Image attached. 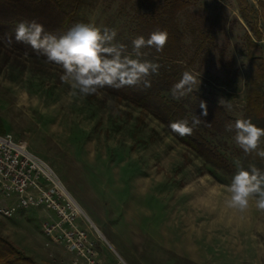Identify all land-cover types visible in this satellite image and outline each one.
I'll return each instance as SVG.
<instances>
[{"label": "rangeland", "instance_id": "obj_1", "mask_svg": "<svg viewBox=\"0 0 264 264\" xmlns=\"http://www.w3.org/2000/svg\"><path fill=\"white\" fill-rule=\"evenodd\" d=\"M185 1L174 17L182 39L173 58L154 48L141 49L140 57L132 52V39L141 36L139 17H165V0H81L75 24L114 29L113 43L125 46L124 55L158 63L152 85L182 104L191 121L193 105L206 97L223 108L229 123L248 119L264 128V109L258 117L245 111L250 58L264 67V0H248L260 40L235 0ZM179 70L190 72L197 84L177 100L165 76ZM62 75L59 65L0 38V133L26 142L58 174L100 233L95 235L104 264H264V210L256 198L244 210L226 203L238 170L264 171V164L245 160L234 129L213 132L196 125L235 166L228 172L177 141L149 110L103 88L73 96ZM259 87L264 108V78ZM32 212L0 222L1 235L11 236L26 254L39 239L43 245L41 216ZM47 250L52 260L42 264H70L61 248Z\"/></svg>", "mask_w": 264, "mask_h": 264}, {"label": "clouds", "instance_id": "obj_2", "mask_svg": "<svg viewBox=\"0 0 264 264\" xmlns=\"http://www.w3.org/2000/svg\"><path fill=\"white\" fill-rule=\"evenodd\" d=\"M114 29L105 28L103 32L87 24H75L64 34L57 36L46 32L36 20L19 21L14 28V39L29 45L35 52L42 54L49 62L59 65L63 70L61 80L69 83L73 96L87 97L104 87L120 89L124 86L143 85L151 87L147 79L158 75V63L132 58L124 55L125 46L113 43L116 37ZM168 34L164 30H155L147 38L137 36L132 39V52L135 57L144 55L141 49L154 48L161 52L167 43ZM196 78L188 71L170 89L173 99H181L193 91ZM198 86V85H197ZM201 114L194 116L192 126L187 119L171 124L172 131L181 136L191 135L193 128L200 123V117L207 116V108L200 103ZM227 131L235 130V143L245 155L255 153L264 159V148L260 147L264 137V128L257 127L248 119H237L234 124H226ZM229 207L247 209L250 199L256 198V206L264 210V171L256 167L250 170L240 169L231 178L227 186Z\"/></svg>", "mask_w": 264, "mask_h": 264}, {"label": "trees", "instance_id": "obj_3", "mask_svg": "<svg viewBox=\"0 0 264 264\" xmlns=\"http://www.w3.org/2000/svg\"><path fill=\"white\" fill-rule=\"evenodd\" d=\"M241 18L254 32L257 40L261 34L253 24L251 9L248 0H235ZM81 0H0V38L8 45L28 54L38 55L47 60L42 54L35 52L29 45L17 42L14 39V28L19 21L36 20L42 24L46 32L57 36L64 34L69 28L75 25V15ZM188 2L185 0H165L163 12L167 14H157L147 18L140 16L136 24V33L145 38L155 30H164L168 34V40L161 52H155L168 58L175 57L181 50L182 32L174 22L177 12L182 10ZM248 43L257 46L248 36ZM48 61V60H47ZM250 88L246 95L245 111L254 117H258L263 112V93L260 89V81L264 78L263 64H258L255 58H250ZM182 70L167 74L166 83L174 85L181 78ZM147 79L151 82V87L142 91L143 85L124 86L120 89L104 87L103 89L116 94L120 98H126L137 106L149 110L152 115L160 121L168 132L181 144L191 149L206 162L221 168L225 171H234L235 166L222 154H220L210 142H208L198 128L195 126L191 135L181 136L172 131L171 124L187 119L189 126H192L186 108L174 101L164 98L153 84V76ZM203 101L207 108V116L200 117V125L213 132H222L225 125L229 124V119L224 116L223 108L211 99L198 97L193 105V116H200V103ZM232 124V123H231ZM255 125V124H254ZM257 127L262 128L259 125ZM260 147L264 148V137L261 138ZM245 160L257 164H264V159L256 156L255 153L245 155L241 149ZM0 264H42L32 256L22 252L9 239L0 234Z\"/></svg>", "mask_w": 264, "mask_h": 264}, {"label": "built area", "instance_id": "obj_4", "mask_svg": "<svg viewBox=\"0 0 264 264\" xmlns=\"http://www.w3.org/2000/svg\"><path fill=\"white\" fill-rule=\"evenodd\" d=\"M20 210L41 214L43 246L59 247L70 264H103L100 235L53 168L26 142L0 133V217Z\"/></svg>", "mask_w": 264, "mask_h": 264}, {"label": "crops", "instance_id": "obj_5", "mask_svg": "<svg viewBox=\"0 0 264 264\" xmlns=\"http://www.w3.org/2000/svg\"><path fill=\"white\" fill-rule=\"evenodd\" d=\"M34 210H20L18 213H16L12 218H1L0 217V222L2 221H8L10 222V220H18L20 219L21 217H30L33 214ZM39 213V212H38ZM37 213V214H38ZM40 214V213H39ZM41 216V214H40ZM39 231H40V226H39ZM41 233V232H40ZM1 234V233H0ZM3 235V234H2ZM42 235V234H41ZM41 235L38 236V238H41ZM7 239H9L12 243L15 244V240L11 237V236H8L6 237ZM43 240V238H42ZM27 241V240H26ZM38 244L36 245H33L32 244L30 245V249L32 250V252H29L28 255L32 256L35 260H37L38 262L42 261V262H45V260L47 259L48 261H51L52 259L50 258L49 256V251L47 250V248H45L42 244H41V240L39 239L38 240ZM25 242H23V246H25L24 244ZM35 246V247H34ZM101 259V258H100ZM103 262V261H102ZM104 264V262H103Z\"/></svg>", "mask_w": 264, "mask_h": 264}, {"label": "bare ground", "instance_id": "obj_6", "mask_svg": "<svg viewBox=\"0 0 264 264\" xmlns=\"http://www.w3.org/2000/svg\"><path fill=\"white\" fill-rule=\"evenodd\" d=\"M85 212V211H84ZM85 214H86V212H85ZM87 215V214H86ZM87 217L89 218V216L87 215ZM89 220L91 221V219L89 218ZM102 236V235H101Z\"/></svg>", "mask_w": 264, "mask_h": 264}]
</instances>
